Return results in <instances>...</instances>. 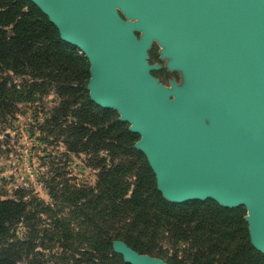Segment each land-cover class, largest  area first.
I'll list each match as a JSON object with an SVG mask.
<instances>
[{
	"label": "water",
	"instance_id": "1",
	"mask_svg": "<svg viewBox=\"0 0 264 264\" xmlns=\"http://www.w3.org/2000/svg\"><path fill=\"white\" fill-rule=\"evenodd\" d=\"M29 2L84 55L90 101L138 136L162 198L243 207L264 255V0ZM153 44L180 83L152 75ZM111 247L125 264H168Z\"/></svg>",
	"mask_w": 264,
	"mask_h": 264
},
{
	"label": "trees",
	"instance_id": "2",
	"mask_svg": "<svg viewBox=\"0 0 264 264\" xmlns=\"http://www.w3.org/2000/svg\"><path fill=\"white\" fill-rule=\"evenodd\" d=\"M88 70L84 55L29 0H0V121L54 91L47 132L62 136L69 152L92 156L99 170L94 187L50 186L48 196L60 203L54 213L25 190L0 198V264H125L112 251L114 240L168 264H264L244 208L162 198L133 148L138 137L114 111L90 101ZM64 204L68 216L61 218Z\"/></svg>",
	"mask_w": 264,
	"mask_h": 264
},
{
	"label": "rangeland",
	"instance_id": "3",
	"mask_svg": "<svg viewBox=\"0 0 264 264\" xmlns=\"http://www.w3.org/2000/svg\"><path fill=\"white\" fill-rule=\"evenodd\" d=\"M150 53L155 59L152 64L161 67L154 72L163 71V74L157 75L159 78H155L166 86L170 81L180 83L179 73L169 72L164 66L165 61L160 60L159 47L156 44H153L148 54ZM57 103L56 93L49 91L33 105H19V111L13 119L0 121L1 199L12 197L18 189L25 190L28 197H34L41 203L42 208H49L54 213L60 203L48 196L50 186H95L99 170L95 164L91 166L94 158L85 153L69 152L62 136L56 133L50 135L46 130L45 120L49 118L50 111ZM66 206L63 205L62 213L59 214L64 215L61 218L68 216L69 208ZM40 217L45 219L46 215ZM18 231L22 235L25 229L20 225ZM168 245L165 241L161 243L163 249H169Z\"/></svg>",
	"mask_w": 264,
	"mask_h": 264
}]
</instances>
